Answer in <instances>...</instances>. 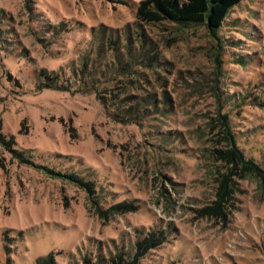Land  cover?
Here are the masks:
<instances>
[{
	"label": "rangeland",
	"instance_id": "rangeland-1",
	"mask_svg": "<svg viewBox=\"0 0 264 264\" xmlns=\"http://www.w3.org/2000/svg\"><path fill=\"white\" fill-rule=\"evenodd\" d=\"M137 1L0 0V264H264V0Z\"/></svg>",
	"mask_w": 264,
	"mask_h": 264
},
{
	"label": "trees",
	"instance_id": "trees-1",
	"mask_svg": "<svg viewBox=\"0 0 264 264\" xmlns=\"http://www.w3.org/2000/svg\"><path fill=\"white\" fill-rule=\"evenodd\" d=\"M243 0H138L134 15L137 21L145 24L172 23L179 27H189L193 25L207 24L212 31L222 27L227 14L231 9ZM113 46V44H111ZM44 70L41 71L40 77H44L53 84L52 78L46 75ZM53 85H51L52 87ZM228 126L225 127L223 135L228 142L232 136L228 132ZM235 149V147H234ZM239 159L241 157L239 156ZM243 167L251 174H257L260 171L252 161L243 160ZM264 172L258 173L261 180L264 181ZM86 187L93 192L94 183L91 181L85 183ZM226 182L222 185L220 194L226 193ZM119 206H113L108 211L117 210ZM49 258V256H48Z\"/></svg>",
	"mask_w": 264,
	"mask_h": 264
}]
</instances>
